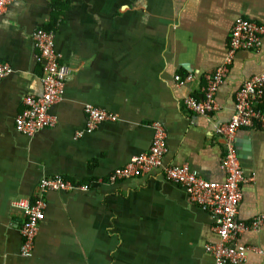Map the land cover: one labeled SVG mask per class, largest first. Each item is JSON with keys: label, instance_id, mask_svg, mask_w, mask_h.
<instances>
[{"label": "crops", "instance_id": "obj_1", "mask_svg": "<svg viewBox=\"0 0 264 264\" xmlns=\"http://www.w3.org/2000/svg\"><path fill=\"white\" fill-rule=\"evenodd\" d=\"M239 17L264 22V0H13L7 6L0 15V61L12 72L0 79V264L215 263L206 249L220 240L215 219L162 168L114 183L108 176L150 148L158 120L167 133L164 166L188 163L206 179L224 181L227 147L216 128L230 120L244 80L264 74V36L260 49L235 53L215 112L196 114L183 100L202 96L205 75L223 61ZM39 28L55 31L71 71L62 99L50 108L56 123L27 136L15 118L27 94L42 93L32 39ZM189 73L194 80L177 84L176 74ZM87 103L118 119L86 132ZM236 144L245 174L254 178L242 186L238 214L250 222L264 211V128H241ZM56 175L89 183L90 190L47 191L33 253L23 256V214L14 202L33 199L41 179ZM236 243L264 251V225ZM238 264H264V252L250 250Z\"/></svg>", "mask_w": 264, "mask_h": 264}, {"label": "built area", "instance_id": "obj_2", "mask_svg": "<svg viewBox=\"0 0 264 264\" xmlns=\"http://www.w3.org/2000/svg\"><path fill=\"white\" fill-rule=\"evenodd\" d=\"M12 1L0 0V15ZM263 36L264 22L246 17L237 18L227 42L223 61L205 75L206 84L201 97L192 94L184 96L183 103L186 108L202 115L215 112L219 108L216 93L224 82L235 53L241 49H260ZM32 39L39 50V60L42 63L43 89L39 95L31 93L24 97L23 109L15 118L17 130L27 136H33L56 123L57 118L50 112V108L62 99L66 80L71 71L70 67L62 62V54L56 46L53 29H36ZM11 72L12 66L8 62L0 61V79ZM194 79L192 73L186 76L175 75V80L180 85ZM84 109L87 116L86 132H92L103 121L118 119L116 113L91 103L85 104ZM252 126L264 128V74H256L244 80L236 93L234 113L230 120L216 128L227 147L222 158L224 181L206 179L188 163L164 166L163 159L168 151L167 133L163 123L158 120L152 123L154 134L150 148L130 157L126 164L115 168L108 176V180L114 183L120 179L141 176L162 168L167 179L182 186L190 200L215 219L220 240L206 246L214 256V264H238L246 259L250 250L264 252L257 247L236 243L243 232L258 230L264 225V211L253 217L250 222L242 221L238 217L243 196L242 186L254 178L244 172L236 148V135L241 128ZM82 133L79 131L76 136ZM50 190L89 191L90 184L77 182L62 175L45 176L39 182L33 199L20 198L14 202L15 207L23 214L20 226L22 236L20 253L23 256H31L33 253L40 222L44 219L45 195Z\"/></svg>", "mask_w": 264, "mask_h": 264}, {"label": "water", "instance_id": "obj_3", "mask_svg": "<svg viewBox=\"0 0 264 264\" xmlns=\"http://www.w3.org/2000/svg\"><path fill=\"white\" fill-rule=\"evenodd\" d=\"M236 146H237V144H236ZM243 151H244V150H243ZM237 152H238L239 157H241V154H240L241 152H240L239 150H238ZM246 153H247V152H246Z\"/></svg>", "mask_w": 264, "mask_h": 264}, {"label": "bare ground", "instance_id": "obj_4", "mask_svg": "<svg viewBox=\"0 0 264 264\" xmlns=\"http://www.w3.org/2000/svg\"><path fill=\"white\" fill-rule=\"evenodd\" d=\"M245 128V127H244ZM251 128V127H250Z\"/></svg>", "mask_w": 264, "mask_h": 264}, {"label": "trees", "instance_id": "obj_5", "mask_svg": "<svg viewBox=\"0 0 264 264\" xmlns=\"http://www.w3.org/2000/svg\"><path fill=\"white\" fill-rule=\"evenodd\" d=\"M50 29V28H49Z\"/></svg>", "mask_w": 264, "mask_h": 264}]
</instances>
